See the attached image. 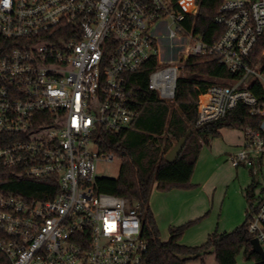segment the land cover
<instances>
[{
  "label": "built area",
  "instance_id": "obj_1",
  "mask_svg": "<svg viewBox=\"0 0 264 264\" xmlns=\"http://www.w3.org/2000/svg\"><path fill=\"white\" fill-rule=\"evenodd\" d=\"M203 0H0V172L56 187L47 198L0 190V253L10 264H141L147 252L139 206L101 192L105 132L138 116L131 76L151 69L149 90L173 103L191 57H212L234 79L199 95L195 126L239 104L259 125L243 128L235 168L264 156V0H221L213 44L187 28ZM170 18L176 30L163 35ZM55 192V193H53ZM264 250V197L248 221Z\"/></svg>",
  "mask_w": 264,
  "mask_h": 264
},
{
  "label": "trees",
  "instance_id": "obj_2",
  "mask_svg": "<svg viewBox=\"0 0 264 264\" xmlns=\"http://www.w3.org/2000/svg\"><path fill=\"white\" fill-rule=\"evenodd\" d=\"M220 6L221 0H203L197 20L189 17L186 22L187 28L208 44L216 42L224 32V28L215 23ZM15 46V40L0 36V58ZM150 71L149 67H145L131 76L137 92L133 105L138 116L130 128L105 132L98 140L101 152L113 154L122 162L119 177L99 179V190L139 206L143 221L142 236L148 244L141 264H190L196 260L205 264L204 257L210 253L214 254L217 264H236L237 255L242 250L247 259H253L255 264H264L262 258L253 251L251 240L254 236L248 230V221L258 207L254 206L251 199V189L247 199L252 210L247 214L246 221L233 231H215L200 246L182 245L180 241L185 233L208 216L207 212L196 220L170 227L168 240L161 239L159 226L150 207L154 186L160 192L195 189L197 186L192 178L203 146L220 138V130L223 128L255 127L263 117L251 116L249 108L239 104L225 118L201 127L195 126L199 95L212 85L228 84L234 79V75L212 57H191L187 61L185 73L177 83L174 106L160 101L156 93L149 90ZM220 81H224V84H220ZM189 131L192 133L178 160L167 162L166 155ZM55 188L46 178L25 177L20 171L0 172V190L43 199L48 197L46 192L54 191ZM262 198H259V202ZM0 264H10L1 253Z\"/></svg>",
  "mask_w": 264,
  "mask_h": 264
},
{
  "label": "rangeland",
  "instance_id": "obj_3",
  "mask_svg": "<svg viewBox=\"0 0 264 264\" xmlns=\"http://www.w3.org/2000/svg\"><path fill=\"white\" fill-rule=\"evenodd\" d=\"M158 27L163 35L176 30V24L170 18L162 20ZM220 82V84H224V81ZM169 105L174 106V102L169 103ZM230 130L236 135L243 136V129ZM221 137L212 140L210 144H205L203 146V155L201 156L199 163L197 162L194 172L195 175L193 176L194 182H200L207 178L211 181L208 188H206L207 191H205V195L202 194V197L207 199L209 205V207L208 205L206 206L207 209L204 213L206 214L209 212L208 216L200 222L206 223L202 226V229L207 230L208 227L206 225L209 224V226H214L215 230L232 231L246 221L247 214L252 210L247 199V193L250 189L252 191L251 199L254 206H257L259 198L264 196V156L262 164L260 165L257 163L255 168H235L230 161V157L233 154L229 152L232 149L227 148L229 146L228 142ZM213 143H216L217 145V152L214 151ZM121 163V159L118 157L111 162L101 161L97 166L98 174L104 178L117 179L120 174ZM252 183L254 186H252ZM175 193L176 192H160L156 188H153L150 198V207L163 204L162 197L167 196L168 198L174 196ZM170 204L172 207H175V203L171 202ZM175 211L176 208L171 210L172 213ZM198 212L201 211H194L190 214ZM164 216L166 217L167 213ZM157 224L159 226L160 223L158 222ZM168 228L166 221H162L159 229L163 241H167L169 238ZM188 235L187 237H190ZM206 260L207 264H217L215 258H211L209 255ZM190 264L203 263L200 260H196L192 261ZM236 264H255V261L253 259H247L242 250L237 255Z\"/></svg>",
  "mask_w": 264,
  "mask_h": 264
},
{
  "label": "crops",
  "instance_id": "obj_4",
  "mask_svg": "<svg viewBox=\"0 0 264 264\" xmlns=\"http://www.w3.org/2000/svg\"><path fill=\"white\" fill-rule=\"evenodd\" d=\"M232 132L233 131H231L228 128H223L220 130V133L222 136L221 138H224L229 144V146L227 148L232 149L229 153L234 154L235 152H237L242 147L243 136L236 135ZM218 141H220V140H218ZM213 146H214V151L217 152L216 151V146H217L216 143H213ZM229 153H228V155H229ZM202 155H203V150L201 151V154L199 156L198 163L201 160ZM242 168H245V167H242ZM192 180H193V183L197 186L195 189H193V190H172L170 192H176L174 196H171L168 198H167V196L162 197L163 198V204L151 207L157 223L159 222L161 224L162 221H166V223L168 224V227L170 228L172 226L183 225L189 221H193V220H196V219L202 217V215H205L204 213H205V210L207 209L206 206L208 205V202H207L206 198L202 197V194L205 195V191H207L206 188H208V185L210 184L211 181L209 180V178H207L206 180H203L200 182H194V176H193ZM154 188H156V187L154 186ZM150 198H151V196H150ZM173 199H175V200H173ZM171 202L175 203V207L171 206V204H170ZM208 207H209V205H208ZM173 208H176V211L172 213L171 210ZM194 211H201V212L190 214ZM166 213H167V216L165 217L164 215ZM192 215H197V216H192ZM160 224H159V226H160ZM204 224H206V223L202 222V223L192 227L191 229H189L185 233V235L183 236L180 243L182 245L189 246V247L200 246V245L204 244L207 241L209 235L214 233L215 231H218L219 233L231 232V231H219L217 229L215 230L214 226H209V224L206 225L208 227V229L205 230V229H202V226ZM187 235L190 237H187ZM190 239H196V240H190ZM208 255L211 258H215L214 254H211V253L207 254L204 257V262H206V264H207L206 258Z\"/></svg>",
  "mask_w": 264,
  "mask_h": 264
},
{
  "label": "water",
  "instance_id": "obj_5",
  "mask_svg": "<svg viewBox=\"0 0 264 264\" xmlns=\"http://www.w3.org/2000/svg\"><path fill=\"white\" fill-rule=\"evenodd\" d=\"M192 133V131H189V133L183 137L170 151L169 153L166 155L165 159L167 162L169 163H174L175 161L178 160L179 156L181 155L187 140L189 138V135ZM251 245L253 248V251L258 254L262 260L264 261V250L259 242V240L257 238H253L251 240Z\"/></svg>",
  "mask_w": 264,
  "mask_h": 264
}]
</instances>
